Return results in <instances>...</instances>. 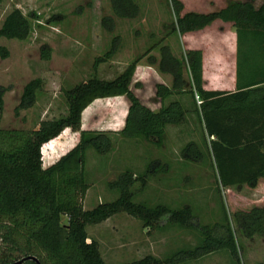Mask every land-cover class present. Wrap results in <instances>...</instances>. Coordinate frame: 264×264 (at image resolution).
<instances>
[{
    "label": "rangeland",
    "instance_id": "rangeland-1",
    "mask_svg": "<svg viewBox=\"0 0 264 264\" xmlns=\"http://www.w3.org/2000/svg\"><path fill=\"white\" fill-rule=\"evenodd\" d=\"M132 1L135 12L118 15L111 0H0V24L13 7L29 22L27 35L22 39L0 36V46L6 50V55L0 56V127L30 129L40 119L63 115L66 102L62 89L91 76L113 78L136 56L140 58L129 87L143 104L158 108L160 101L154 84L161 81L169 86L172 79L170 73L158 69L162 47L178 59L188 49H200L205 60L203 87L231 85L235 42L230 22L215 19L202 28L180 33L172 28L170 0ZM179 1L182 13L207 12L231 0ZM260 1L253 0L252 4L257 6ZM112 43L115 48L110 58L93 65L94 57ZM42 47L48 48L46 59L40 56ZM146 64L149 72L142 75ZM34 77L41 79V86L33 103L15 111L22 86ZM182 77L188 79L184 63ZM175 98L188 111L181 123L165 124L159 143L117 133L128 105L124 95L96 98L82 110L80 128L106 132L111 146L103 153L91 147L84 150L83 170L88 187L81 202L87 209L99 202H109L118 192L108 183L121 171L146 172V183L135 189L131 199L148 206L161 203L173 209L187 205L194 224L185 227L162 221L159 227L148 228L140 219L116 212L102 224L86 225V240L97 241L100 255L107 263L126 262L145 254L164 258L178 249L193 247L200 239L198 225L225 222L226 214L240 247L239 264L264 263V234L244 236L232 216L237 209L264 201V181L260 179L256 188L219 186L208 140L192 109L191 97L188 93L172 94L162 102ZM77 139V130L64 127L52 141L40 147L41 166L54 161ZM173 264L237 263L227 250L218 249Z\"/></svg>",
    "mask_w": 264,
    "mask_h": 264
},
{
    "label": "trees",
    "instance_id": "trees-1",
    "mask_svg": "<svg viewBox=\"0 0 264 264\" xmlns=\"http://www.w3.org/2000/svg\"><path fill=\"white\" fill-rule=\"evenodd\" d=\"M252 1L231 0L207 12L180 13L181 2L170 0L172 28L180 33L202 28L215 19L231 23L235 36L233 89L203 87L200 49H188L178 59L162 47L158 69L170 73L172 79L169 86L154 84V93L160 101L155 110L143 104L129 87L140 58L136 56L113 78L91 76L62 89L66 102L63 115L40 119L30 129L0 127V264L27 254L35 256L39 264H112L103 260L95 239L86 240L85 226L116 212H126L148 228L159 227L162 221L185 227L194 224L187 205L173 209L161 203L148 206L131 199L135 189L146 183V172L121 171L108 183L118 192L113 200L88 209L82 207L81 200L88 187L83 170L84 150L91 147L103 153L111 146L106 132L80 128L81 111L95 98L124 95L128 105L117 133L159 143L165 124L181 123L188 111L178 98L165 104L162 101L172 94L188 93L208 140L219 186L256 188L260 179L264 181V0L257 6ZM111 3L118 15L128 12L132 15L136 10L132 0H111ZM28 29L27 17L13 7L1 21L0 36L22 39ZM114 48L112 43L94 57L92 64L110 58ZM48 54L47 47L40 49L42 58H48ZM5 55L6 50L0 46V56ZM183 63L188 73L186 80L182 77ZM40 86L39 77L25 82L15 111L30 106ZM64 127L78 131L77 141L54 161L41 166L40 147L52 141ZM232 216L244 236L264 234V201L237 209ZM224 218L225 222L198 225L200 239L193 247L178 249L164 258L145 254L117 264H173L218 249L227 250L239 264L240 247L226 214ZM18 264L37 263L24 259Z\"/></svg>",
    "mask_w": 264,
    "mask_h": 264
},
{
    "label": "crops",
    "instance_id": "crops-1",
    "mask_svg": "<svg viewBox=\"0 0 264 264\" xmlns=\"http://www.w3.org/2000/svg\"><path fill=\"white\" fill-rule=\"evenodd\" d=\"M221 21V20H220ZM234 42H235V36H234ZM233 55H234V53H233ZM233 57V65H232V70H231V72H232V75H231V85L230 86H228V87H226V88H220V87H216V86H208V87H205V88H209V89H223V90H231V89H233V87H234V56H232ZM205 60H204V58H203V56H202V77H204V65H205ZM146 66H148L147 64L145 65V67H143L142 69H141V74L143 75V74H145L146 72H149V71H147V67ZM212 72V71H211ZM141 78L142 77H139V79L138 80H141ZM205 78V77H204ZM134 82H138V81H134ZM159 82V81H158ZM161 82V81H160ZM163 83V82H162ZM164 84H166V83H164ZM167 85V84H166ZM112 97V96H111ZM96 99V98H95ZM157 99H158V101H159V98L157 97ZM90 104V103H89ZM88 104V105H89ZM87 105V106H88ZM146 106H148L149 107V105L148 104H145ZM150 109H152V110H155L156 108H151V107H149ZM82 112V111H81ZM64 129V128H63ZM164 134V133H163ZM108 218L109 217H107V218H105L104 220H102V221H100V222H98V224H102L103 222H106L107 220H108Z\"/></svg>",
    "mask_w": 264,
    "mask_h": 264
},
{
    "label": "water",
    "instance_id": "water-1",
    "mask_svg": "<svg viewBox=\"0 0 264 264\" xmlns=\"http://www.w3.org/2000/svg\"><path fill=\"white\" fill-rule=\"evenodd\" d=\"M24 259H33L34 261H36L37 264H39L38 261H37V259H36V257L33 256V255H30V254L23 255L20 258L14 260L12 262L6 263V264H18V263H20Z\"/></svg>",
    "mask_w": 264,
    "mask_h": 264
},
{
    "label": "built area",
    "instance_id": "built-area-1",
    "mask_svg": "<svg viewBox=\"0 0 264 264\" xmlns=\"http://www.w3.org/2000/svg\"><path fill=\"white\" fill-rule=\"evenodd\" d=\"M194 98H195L196 103H199L200 102L198 96L195 93H194Z\"/></svg>",
    "mask_w": 264,
    "mask_h": 264
}]
</instances>
